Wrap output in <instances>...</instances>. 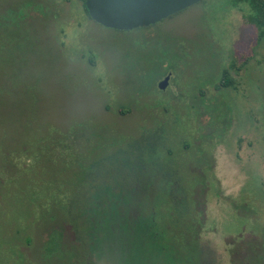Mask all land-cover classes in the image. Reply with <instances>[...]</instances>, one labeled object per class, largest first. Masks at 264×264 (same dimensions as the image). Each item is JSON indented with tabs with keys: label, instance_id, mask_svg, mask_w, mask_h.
I'll return each mask as SVG.
<instances>
[{
	"label": "rangeland",
	"instance_id": "obj_1",
	"mask_svg": "<svg viewBox=\"0 0 264 264\" xmlns=\"http://www.w3.org/2000/svg\"><path fill=\"white\" fill-rule=\"evenodd\" d=\"M249 14L201 0L116 30L82 0H0V264L69 263L42 252L54 226L86 264H179L160 229L182 249V233H199L198 264H264V40ZM150 137L153 155L129 143ZM152 158L155 176L167 164L157 192L171 221L143 208ZM76 182L80 244L60 223Z\"/></svg>",
	"mask_w": 264,
	"mask_h": 264
},
{
	"label": "trees",
	"instance_id": "obj_2",
	"mask_svg": "<svg viewBox=\"0 0 264 264\" xmlns=\"http://www.w3.org/2000/svg\"><path fill=\"white\" fill-rule=\"evenodd\" d=\"M82 1H83L84 8L87 12V9H86L85 3H84L85 0H82ZM230 2L232 3V5H238L239 3H245L248 5V7L250 9V14L246 18L248 19L249 22L253 23L254 26L257 28V31L259 33V39L261 41L264 40V0H230ZM87 14H88V12H87ZM218 62L219 61H217V64H219ZM227 73H228V71L223 72L222 77L220 78V83L224 86H227V85L230 86V83H231L230 78H228ZM214 87H215V89H218L219 86L215 85ZM200 93H201L200 97H203L204 93L202 90L200 91ZM129 143L131 146L134 145V146L139 147V145H140L143 148V150L146 152V154H149V155H153L154 154L153 151L156 153V151H157L156 149H158L157 148L158 145L155 143V141L152 138L149 139L148 146H146V148L143 145H141L139 140L133 139V140L129 141ZM62 148L64 150L63 153L67 152V151H71L74 149V147L71 143H69V144L63 143ZM145 161H146V163L145 162L144 163H145V171L146 172L144 175V179H145V181H147V185H146L147 189L145 192L146 199H145V204L143 205V208H145L147 210V212H148L147 216H148V218H151V222H152V219H153V221H156L155 219H158L160 217H163L164 219L171 221L174 218V216L172 217V215H171V213H173V212L167 211V210L168 209L172 210L173 204L170 206V202L167 200V196L165 197V195H162L161 190L159 191L160 194H158V192H157L158 187H161V189L163 190V187H165L167 185V183L165 182L164 185L161 186L158 184L159 181L155 175H153V177L149 176V172H150L149 168L151 166L154 167L155 164H154L153 158L152 159H146ZM196 181L197 182L199 181L201 186H205V185L207 186L206 182L201 178L199 180H196ZM84 183L85 182H76V184L74 186L66 188V190H65L66 196L64 199L65 209L63 211V216L60 220L61 225L73 223L72 218H75L76 214L81 209L82 200L80 199L79 196L82 193V190H83L82 188L84 186ZM167 202L169 203V206H170L169 208L167 206ZM160 205H162L163 209H160V207H161ZM198 205L201 206L200 204H197V207H198ZM234 207H236V209L238 208V206H234ZM156 208H158L157 211H156ZM164 210H165V212H164ZM197 210H198V214H197L198 216L197 217L199 218V216H200L199 215V213H200L199 208H197ZM187 215H189V211H188ZM194 215H196V214H194ZM185 218L182 219V224L180 226L183 227L181 230L188 231V229H186V227H187L186 225H187L188 221L190 220V218L187 220H185ZM200 222H201V219L199 218L198 224H200ZM80 224L78 223V225H75V224L73 225L74 229L76 230L75 231V235H76L75 241H77L78 244H79V242L84 241V238L82 237V233H83V227L82 226L83 225H80ZM151 225H152V223H151ZM175 225H178V224L176 223ZM62 227H61L60 231H58V229L55 228V226L53 227V232L55 231L58 234L57 237H55V238L52 237V229L46 230V231H48V233H47L48 238L46 239V242L43 243V247H42L43 251L42 252L46 253V254L48 253V255L51 256V254H53V252L55 251L54 249L59 248L61 250L62 255H68V262H69V263L64 262L63 259L61 258V264H76V263L80 262V260L82 261V259H79L80 258L79 254H80V256H82L80 253V249H79V247L73 246L70 241L66 240V238L64 237V232H63ZM159 231H161V229ZM180 233H182V232H180ZM157 235H158V238H160L162 242L164 239H166L167 242L169 243L167 245L165 243L160 242L164 246L170 247L169 252L171 255H169L170 259L168 260V262L170 260L174 259L179 264H198L196 262V259L198 257L197 250H196V246H197L196 243L198 242L199 233L197 234V236H196L195 231L190 232V233H182V235L186 238V241L190 242V248L191 249H182V248L171 245L169 242L170 240H168V239L174 240L176 238L174 236V234L170 235L169 232L164 231L163 233L158 232ZM56 238L58 239V241L56 240ZM81 239H82V241H81ZM159 246H161V245H159ZM81 264H86V262L83 261ZM157 264H159V261L157 262Z\"/></svg>",
	"mask_w": 264,
	"mask_h": 264
},
{
	"label": "water",
	"instance_id": "obj_3",
	"mask_svg": "<svg viewBox=\"0 0 264 264\" xmlns=\"http://www.w3.org/2000/svg\"><path fill=\"white\" fill-rule=\"evenodd\" d=\"M201 0H85L89 17L116 30H131L161 21ZM169 76L159 82L160 89Z\"/></svg>",
	"mask_w": 264,
	"mask_h": 264
},
{
	"label": "flooded vegetation",
	"instance_id": "obj_4",
	"mask_svg": "<svg viewBox=\"0 0 264 264\" xmlns=\"http://www.w3.org/2000/svg\"><path fill=\"white\" fill-rule=\"evenodd\" d=\"M165 77H166V76H165ZM165 77H163L160 81H162ZM169 78H170V77H169ZM160 81H159V82H160ZM158 84H159V83H157V89H158V90H161V91L165 90V88H164V89H160L159 86H158ZM150 138H152V137H150ZM148 141H149V138L144 139V141H143V144H142V145H143L145 148H146V146H148ZM154 141L157 143L156 140H154ZM166 166H167V164L163 165V167L159 169L160 174H159L158 176H156V178H158V181H162V180L164 179V177H165V173H166V172H165V167H166ZM149 171H150V172H149V176H152V177H153V175L155 174V172H154V167L151 166V167L149 168ZM143 172H144V173L146 172V171H145V163H144ZM144 175H145V174H144ZM154 177H155V176H154ZM192 179H193V178H191L190 180L192 181ZM152 227H153V225H152ZM160 228H161V227H160ZM154 231H155V230H154ZM158 232H160V231L158 230ZM80 238H81V237H80ZM79 244H80V243H79ZM84 257H85V259H84ZM86 258H87V255H86V256L83 255V258H82V256H81V259H83L82 262H83V261L86 262V260H87ZM80 261H81V260H80Z\"/></svg>",
	"mask_w": 264,
	"mask_h": 264
}]
</instances>
